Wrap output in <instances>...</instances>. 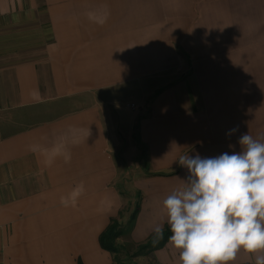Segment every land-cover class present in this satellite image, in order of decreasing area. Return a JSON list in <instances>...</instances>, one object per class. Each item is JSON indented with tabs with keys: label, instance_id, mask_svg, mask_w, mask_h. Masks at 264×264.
I'll return each instance as SVG.
<instances>
[{
	"label": "crops",
	"instance_id": "obj_1",
	"mask_svg": "<svg viewBox=\"0 0 264 264\" xmlns=\"http://www.w3.org/2000/svg\"><path fill=\"white\" fill-rule=\"evenodd\" d=\"M244 133L264 137V0H0V264H117L110 224L138 207L122 238L147 244L179 157L239 152Z\"/></svg>",
	"mask_w": 264,
	"mask_h": 264
},
{
	"label": "clouds",
	"instance_id": "obj_2",
	"mask_svg": "<svg viewBox=\"0 0 264 264\" xmlns=\"http://www.w3.org/2000/svg\"><path fill=\"white\" fill-rule=\"evenodd\" d=\"M238 144L232 154L178 159L189 175L163 207L181 264H229L241 249L264 252V137L244 133ZM163 223L154 226L157 238ZM255 264H264V255Z\"/></svg>",
	"mask_w": 264,
	"mask_h": 264
},
{
	"label": "rangeland",
	"instance_id": "obj_3",
	"mask_svg": "<svg viewBox=\"0 0 264 264\" xmlns=\"http://www.w3.org/2000/svg\"><path fill=\"white\" fill-rule=\"evenodd\" d=\"M122 106L124 107V114L133 116L137 113L136 107L138 106V103H137L136 99H133L130 101L126 100V101H124V104ZM118 157H119L118 159L120 160L119 161L120 163H121V161H122V163H125V164L127 162H130V161H124V159L122 157V153H120ZM122 163L120 164V166L123 165ZM122 172H123V169L120 168V173H122ZM124 177H126V175H124L123 178L120 179L121 182L126 180ZM129 187L130 186H126L124 183L121 184V188L123 189V195L125 196V198H131L133 200L132 202H134L136 204L138 201V197L135 195V193L131 192ZM127 209H128V206H127V201H126L124 209H123L124 211H123L122 217L128 211ZM120 220H118V228L121 229L122 231H124V233H125L127 230V225H128L129 221L127 222V224H125V223H122ZM123 236H121L120 238L115 240V245L118 248V252L116 255L117 264H138L135 262L138 259H135L136 257L134 256L138 251V247L133 246L132 244L128 243L127 239L122 238ZM123 239H125V240H123ZM143 263H139V264H143ZM150 264H153V263L150 262Z\"/></svg>",
	"mask_w": 264,
	"mask_h": 264
},
{
	"label": "trees",
	"instance_id": "obj_4",
	"mask_svg": "<svg viewBox=\"0 0 264 264\" xmlns=\"http://www.w3.org/2000/svg\"><path fill=\"white\" fill-rule=\"evenodd\" d=\"M138 211H139V208L137 207V209L134 210L133 214L130 217V220L127 225V230L125 233L124 231L118 228V220H114L110 224V226L102 234L101 239H100V242L103 248L117 255L118 248L115 245V240H117L124 234H127V235L131 234L135 226ZM170 235H171L170 228H166L165 230H163L162 237L157 238L155 235L153 237L151 236L147 244L138 246V251L134 256L137 257L142 254H150V253L155 252L156 250L163 248L167 244L168 238Z\"/></svg>",
	"mask_w": 264,
	"mask_h": 264
},
{
	"label": "built area",
	"instance_id": "obj_5",
	"mask_svg": "<svg viewBox=\"0 0 264 264\" xmlns=\"http://www.w3.org/2000/svg\"><path fill=\"white\" fill-rule=\"evenodd\" d=\"M155 264H160V263H155ZM252 264H255V263H252Z\"/></svg>",
	"mask_w": 264,
	"mask_h": 264
}]
</instances>
